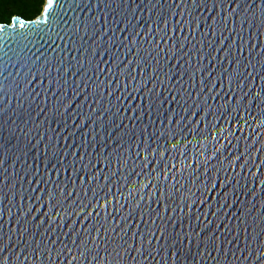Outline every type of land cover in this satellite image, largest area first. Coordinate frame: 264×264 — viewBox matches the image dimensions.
Listing matches in <instances>:
<instances>
[{
    "label": "water",
    "instance_id": "95a60500",
    "mask_svg": "<svg viewBox=\"0 0 264 264\" xmlns=\"http://www.w3.org/2000/svg\"><path fill=\"white\" fill-rule=\"evenodd\" d=\"M0 264H264V0L0 24Z\"/></svg>",
    "mask_w": 264,
    "mask_h": 264
},
{
    "label": "trees",
    "instance_id": "16d2710c",
    "mask_svg": "<svg viewBox=\"0 0 264 264\" xmlns=\"http://www.w3.org/2000/svg\"><path fill=\"white\" fill-rule=\"evenodd\" d=\"M46 0H0V24H10L13 16L26 20L36 18L43 10Z\"/></svg>",
    "mask_w": 264,
    "mask_h": 264
}]
</instances>
